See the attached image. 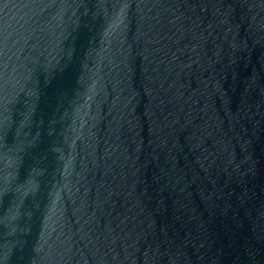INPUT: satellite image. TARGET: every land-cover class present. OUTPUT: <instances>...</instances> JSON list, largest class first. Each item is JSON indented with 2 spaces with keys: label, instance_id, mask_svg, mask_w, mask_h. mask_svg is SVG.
<instances>
[{
  "label": "water",
  "instance_id": "95a60500",
  "mask_svg": "<svg viewBox=\"0 0 264 264\" xmlns=\"http://www.w3.org/2000/svg\"><path fill=\"white\" fill-rule=\"evenodd\" d=\"M0 264H264V0H0Z\"/></svg>",
  "mask_w": 264,
  "mask_h": 264
}]
</instances>
